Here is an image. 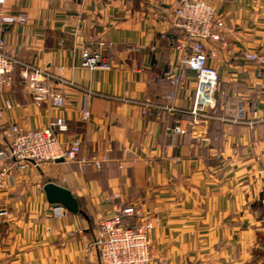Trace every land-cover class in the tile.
Returning a JSON list of instances; mask_svg holds the SVG:
<instances>
[{
	"label": "crops",
	"instance_id": "obj_1",
	"mask_svg": "<svg viewBox=\"0 0 264 264\" xmlns=\"http://www.w3.org/2000/svg\"><path fill=\"white\" fill-rule=\"evenodd\" d=\"M205 1L224 20L227 42H208L217 47L215 112L243 108L245 119L200 121L173 137L180 112L147 117L141 102L193 106L197 73L181 67L180 35L165 13L180 0H6L5 13L27 16L3 29L9 51L50 73L64 102L32 99L14 67L11 87L0 89V156L13 124L36 129L62 120L54 128L62 146L80 140L82 147L75 160L12 165L0 189V210L8 211L0 218V264H100L92 245L98 221L128 206L160 216L149 232L154 264H262L264 64L243 53L264 55V0ZM89 49H100L111 68L82 67ZM170 73L185 83L168 99ZM50 181L70 189L82 212L51 204Z\"/></svg>",
	"mask_w": 264,
	"mask_h": 264
},
{
	"label": "built area",
	"instance_id": "obj_2",
	"mask_svg": "<svg viewBox=\"0 0 264 264\" xmlns=\"http://www.w3.org/2000/svg\"><path fill=\"white\" fill-rule=\"evenodd\" d=\"M6 0H0V89L12 85V71L19 68L21 81L27 86L35 101L50 99L56 105H62L64 97L48 84L50 73L45 69L27 64L17 59L8 49L3 29L13 23H25V14L5 13L3 6ZM169 15L172 28L177 30L180 39L177 49L182 52L181 67L190 68L197 73V87L194 103L191 109L181 110L168 103H158L151 100L141 102L142 114L147 117H161L164 113L180 112L176 123L170 128L173 137L184 135L193 123L209 121L217 118L231 123L242 122L245 119L243 108L232 116L215 112L217 107L215 93L219 82V72L211 64L217 57V47L208 42L225 45L222 29L225 26L222 17L218 16L216 7L205 0H180ZM156 17H164V12L157 10ZM245 59L264 64V55L258 52L246 51ZM81 66L88 69H110L111 64L104 58L100 49L85 50L81 56ZM169 89L165 98H174L177 86H183L185 77L180 74H168ZM10 101L5 106H10ZM2 109L0 108V114ZM85 115L89 112L85 111ZM62 120L50 123L48 127L25 129L17 124L11 125L6 133V150L0 156V189L6 188V177L14 163L30 161H55L59 159L75 160L80 154L82 142L73 140L63 147L57 138L54 128ZM107 157L96 160L98 168ZM6 209L0 210V218L6 216ZM131 216L135 221L125 222V216ZM160 221V216L139 207L128 206L105 216L98 221L97 234L92 245L97 249L100 264H154L149 244V232ZM156 264H162L158 260Z\"/></svg>",
	"mask_w": 264,
	"mask_h": 264
},
{
	"label": "water",
	"instance_id": "obj_3",
	"mask_svg": "<svg viewBox=\"0 0 264 264\" xmlns=\"http://www.w3.org/2000/svg\"><path fill=\"white\" fill-rule=\"evenodd\" d=\"M48 201L57 206H62L72 213H81L76 195L61 184L50 181L44 185ZM264 264V260L262 262Z\"/></svg>",
	"mask_w": 264,
	"mask_h": 264
}]
</instances>
